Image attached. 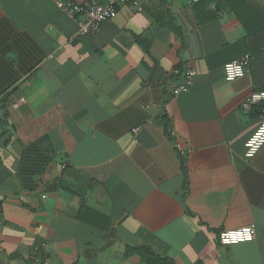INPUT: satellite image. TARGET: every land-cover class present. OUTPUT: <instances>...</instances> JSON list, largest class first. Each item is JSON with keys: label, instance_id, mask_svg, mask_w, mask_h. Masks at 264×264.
<instances>
[{"label": "crops", "instance_id": "1", "mask_svg": "<svg viewBox=\"0 0 264 264\" xmlns=\"http://www.w3.org/2000/svg\"><path fill=\"white\" fill-rule=\"evenodd\" d=\"M56 2L0 0V264H264L263 118L223 72L247 55L242 0H130L87 36Z\"/></svg>", "mask_w": 264, "mask_h": 264}, {"label": "built area", "instance_id": "2", "mask_svg": "<svg viewBox=\"0 0 264 264\" xmlns=\"http://www.w3.org/2000/svg\"><path fill=\"white\" fill-rule=\"evenodd\" d=\"M130 0H106L104 3H77L71 0H57L56 5L66 15V17L79 23L78 36H87L96 33L101 26L110 20L117 17V9L123 5H126ZM188 5H194L200 0H186ZM224 78L226 82H232L237 78H241L248 75L249 59L248 57H242L239 60L228 63L223 69ZM186 74V83L183 86H179L174 90V94H180L185 92L192 84L191 80L196 73L193 70H189ZM261 101H264V94L252 95L240 105V110L243 112H249L251 108ZM24 98L18 99L11 105L12 110H18L21 105L25 103ZM141 131V127L132 129L131 133L137 136ZM171 135L175 137V133L171 131ZM264 145V118L259 124L256 131L245 143L246 158H252L258 150ZM174 149L180 159H182L183 165H186L187 150L178 142H174ZM256 234L255 225L240 228L234 231H223L218 235V241L220 245L230 246L241 243H248L254 240Z\"/></svg>", "mask_w": 264, "mask_h": 264}, {"label": "trees", "instance_id": "3", "mask_svg": "<svg viewBox=\"0 0 264 264\" xmlns=\"http://www.w3.org/2000/svg\"><path fill=\"white\" fill-rule=\"evenodd\" d=\"M242 5L244 9L240 5V9L234 11V14L246 32V56L249 59L250 69L248 75L252 78L255 95H260L264 94V18H258V15L251 11L252 1L242 0ZM261 16L264 17L263 12H261ZM169 29L177 33L175 28L169 27ZM246 76L237 79H242ZM249 116L251 118H264V101L253 106ZM126 254L138 256L145 260L147 264H173L170 259L161 258L148 248H129Z\"/></svg>", "mask_w": 264, "mask_h": 264}, {"label": "bare ground", "instance_id": "4", "mask_svg": "<svg viewBox=\"0 0 264 264\" xmlns=\"http://www.w3.org/2000/svg\"><path fill=\"white\" fill-rule=\"evenodd\" d=\"M256 67V66H255Z\"/></svg>", "mask_w": 264, "mask_h": 264}]
</instances>
